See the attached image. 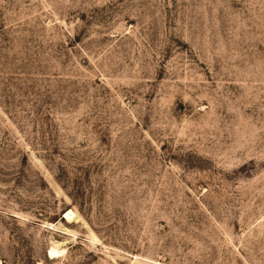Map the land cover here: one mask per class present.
Returning a JSON list of instances; mask_svg holds the SVG:
<instances>
[{
    "label": "rangeland",
    "instance_id": "obj_1",
    "mask_svg": "<svg viewBox=\"0 0 264 264\" xmlns=\"http://www.w3.org/2000/svg\"><path fill=\"white\" fill-rule=\"evenodd\" d=\"M0 264H264V0H0Z\"/></svg>",
    "mask_w": 264,
    "mask_h": 264
},
{
    "label": "bare ground",
    "instance_id": "obj_2",
    "mask_svg": "<svg viewBox=\"0 0 264 264\" xmlns=\"http://www.w3.org/2000/svg\"><path fill=\"white\" fill-rule=\"evenodd\" d=\"M74 215H75V212H74L72 209H69V210H67V211L65 212L64 217H65V219L67 218V219H70V220H71V218L74 219V218H73ZM75 217H76V216H75ZM56 246H58V245H56ZM59 250H60V249H57V247H54V246H53V247L50 248V250H49V254H50V255H51V254H52V255H55V253H58V254H59V253H60ZM64 250H65V249H64ZM60 251H61V253L64 252L63 249H61ZM58 254H57V255H58ZM51 258H52V257H51Z\"/></svg>",
    "mask_w": 264,
    "mask_h": 264
}]
</instances>
